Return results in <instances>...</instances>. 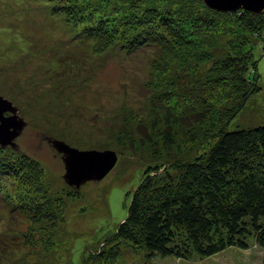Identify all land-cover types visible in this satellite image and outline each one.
<instances>
[{
	"label": "rangeland",
	"instance_id": "374dc122",
	"mask_svg": "<svg viewBox=\"0 0 264 264\" xmlns=\"http://www.w3.org/2000/svg\"><path fill=\"white\" fill-rule=\"evenodd\" d=\"M60 1L0 0V95L12 101L26 122L15 138L16 147L0 145V163L6 158L17 165L25 162L29 171L24 179L12 170L0 184V255L4 261L10 257L8 264H82L91 252L110 249L112 234L126 216L131 192L144 168L154 162L188 160L207 151L213 139L206 140L209 136L205 137L204 127L187 112L206 110L197 96L209 95L206 116L210 123H217L222 108L230 104V85L199 80L215 67L221 57L217 52L224 58H236L250 51L259 58L257 76L248 61L259 88L226 128L264 124L262 38L249 34L234 18L201 12L208 23L218 18L221 24L208 37L196 34L193 19H184V35L194 44L183 49L199 50L197 56L185 53L189 56L181 61L174 55L163 56V49H174L183 57L165 41L171 35L168 30L161 45L145 48V41L140 42L143 48L131 53L119 37L127 31H145L149 22L140 17L145 6L182 18L186 10L177 14L175 8L190 0H65L72 9H60ZM83 1L98 10L99 14L83 16L97 22L96 32L102 29L103 38L92 35V29L83 30L78 14L91 12L81 9ZM245 36L249 39L246 45ZM184 70L189 74H181ZM202 91L207 93L203 97ZM161 95L175 114H183L186 106V117L179 124L167 126L166 108L158 99ZM166 128L171 136L174 131L173 142L167 144L161 133ZM50 139L79 149L114 150L117 161L103 178L73 188L63 179L64 163ZM45 196L53 202L52 211ZM60 197L64 204L58 213L54 207ZM119 246L113 264H263L264 255L252 239L246 249L230 247L184 261L172 256L150 257L126 241Z\"/></svg>",
	"mask_w": 264,
	"mask_h": 264
},
{
	"label": "trees",
	"instance_id": "16d2710c",
	"mask_svg": "<svg viewBox=\"0 0 264 264\" xmlns=\"http://www.w3.org/2000/svg\"><path fill=\"white\" fill-rule=\"evenodd\" d=\"M82 3L83 7L80 5L76 7L87 11L91 9L92 12L81 11L78 14V20L83 21L84 24L83 30L92 29L95 31L92 35L103 38L102 29L96 32L97 22L83 16L99 14L98 10L93 8V3L89 4L88 1ZM183 4L175 8L177 14L186 10L182 18H174L173 15L170 17L165 15L166 13L160 14L155 9L157 7L145 6L147 9L140 16L143 21L149 22L145 31L141 28L140 31L129 33L127 31L119 37L123 45L128 44V52L141 50L143 47L148 48L147 45L149 47L161 45V39L167 36L165 31L168 30L171 35L167 36L165 41L177 47L183 57H178L174 49H163V56L174 55L177 59L186 61L189 54L185 55V53L190 52L197 56L199 49H183V46L194 44L184 35L183 20L193 19L196 34L208 37L213 35L214 29L221 27L218 18L222 19L223 16L234 18L235 22L244 26L243 29L249 34L261 37L264 46V11L254 13L246 9H238L233 12H221L206 7L198 0H190ZM58 5L60 9L74 8L65 0H61ZM150 12L153 14L157 12L158 15L151 17ZM201 12L218 18L215 22L208 23ZM199 20L203 22L198 23ZM224 27L226 31L230 30L225 24ZM244 40V45L249 43L247 36ZM144 41L145 46L141 47L140 42ZM216 55L221 57L215 67L207 70L205 77L201 76L199 80L214 86H219L220 83L225 86L230 85L232 88L230 104L220 111L219 125L218 122L210 123L206 116V110H210L209 95L202 99L197 96L206 110L201 108L198 112H194L193 109L191 113L187 112L193 115L196 123L204 127L205 137L209 136L206 140L212 138L213 143L206 152L188 160L148 164L142 172L137 187L131 192L126 216L117 224L116 231L112 234L113 246L110 249L102 248L91 252L82 264H113L119 256V244L122 241L139 246L150 257L172 256L183 261L193 256L209 257L230 247L246 249L250 239L264 250V124L230 130L226 128L229 121L242 109L246 100L259 88L255 77V72L256 76L258 75L259 58H255L254 53L250 51L236 58L231 56L224 58L221 52H217ZM248 61H252L251 65L255 72L248 67ZM183 73L189 74V71L184 70L181 74ZM204 87L206 86L201 88ZM190 90L191 87L188 86L186 91ZM204 93L206 92H201L202 97ZM161 97L163 98L162 95ZM161 97L157 98L160 105L166 108L164 119L167 126L179 124L182 117H186L184 116L186 106L183 114L181 111L175 114ZM161 133L164 140L167 138L166 144L173 142L174 131L172 136L169 128ZM24 163L17 165L13 159L8 161L7 158L5 163H0V184L3 176L12 173V170H14L13 175L20 172L26 179L25 174L29 171ZM38 189L44 193L40 187ZM45 197L43 200H47L45 204L52 211L53 202ZM63 204L61 197L55 200L54 211L56 209V212L61 213ZM2 257L3 255H0V264H8L11 260L9 257L4 261ZM262 263L264 264V255Z\"/></svg>",
	"mask_w": 264,
	"mask_h": 264
},
{
	"label": "water",
	"instance_id": "95a60500",
	"mask_svg": "<svg viewBox=\"0 0 264 264\" xmlns=\"http://www.w3.org/2000/svg\"><path fill=\"white\" fill-rule=\"evenodd\" d=\"M209 8L233 12L246 9L254 13L264 11V0H202ZM10 112V115H5ZM26 124L18 114V108L12 101L0 95V145L16 147L15 138ZM53 148L61 154L64 163L63 179L73 188H79L87 180L103 178L117 161L114 150L79 149L60 139H50Z\"/></svg>",
	"mask_w": 264,
	"mask_h": 264
},
{
	"label": "clouds",
	"instance_id": "9594fccd",
	"mask_svg": "<svg viewBox=\"0 0 264 264\" xmlns=\"http://www.w3.org/2000/svg\"><path fill=\"white\" fill-rule=\"evenodd\" d=\"M205 5V4H204ZM206 6V5H205ZM207 7V6H206ZM209 8V7H208ZM222 12V11H221Z\"/></svg>",
	"mask_w": 264,
	"mask_h": 264
},
{
	"label": "bare ground",
	"instance_id": "6f19581e",
	"mask_svg": "<svg viewBox=\"0 0 264 264\" xmlns=\"http://www.w3.org/2000/svg\"><path fill=\"white\" fill-rule=\"evenodd\" d=\"M117 154V153H116Z\"/></svg>",
	"mask_w": 264,
	"mask_h": 264
}]
</instances>
